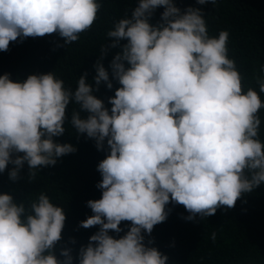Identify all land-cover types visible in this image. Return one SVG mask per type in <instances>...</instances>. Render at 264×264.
Segmentation results:
<instances>
[{
    "label": "clouds",
    "instance_id": "9594fccd",
    "mask_svg": "<svg viewBox=\"0 0 264 264\" xmlns=\"http://www.w3.org/2000/svg\"><path fill=\"white\" fill-rule=\"evenodd\" d=\"M102 7L101 0H0V52L18 38L51 34L73 44ZM158 7L162 22L153 25ZM106 37L114 40L112 48L127 41L110 64L120 85L110 110L93 94L102 82L113 88L102 64L105 45L94 81L85 73L74 90L55 72L22 82L0 76V173L12 164L9 178L16 181L27 163L34 178L36 170L75 153L71 143L54 138L65 135L69 104L78 105L88 115L81 118L74 108L72 129L95 140L98 150L105 141L108 148L97 168L102 198L88 201L93 215L80 224L99 231L80 248L79 264H168L167 255L145 244V235L167 219L169 203L183 205L188 220L207 218L264 184V78H257L259 92L245 91L229 56V32L210 36L202 10L182 12L174 0H139ZM65 220L64 208L43 191L20 203L0 194V264H73L70 250L61 252L63 260L54 254ZM122 222L131 226L114 238L109 233L119 234ZM210 238L214 242L216 233Z\"/></svg>",
    "mask_w": 264,
    "mask_h": 264
},
{
    "label": "trees",
    "instance_id": "16d2710c",
    "mask_svg": "<svg viewBox=\"0 0 264 264\" xmlns=\"http://www.w3.org/2000/svg\"><path fill=\"white\" fill-rule=\"evenodd\" d=\"M101 3L103 7L91 30L82 33L73 44L66 45L58 34L18 38L10 42L8 50L0 52V76L9 74L13 82H22L30 75L55 72L66 87L74 90L79 77L85 73L88 82L94 81V65L100 59L102 45H105L102 64L109 72L113 88L109 90L102 82L93 94L110 110L109 99L114 98L120 87L112 77L110 64L127 41L121 40L116 48H112L110 45L114 40L107 38L106 33L114 21L130 15L139 0H101ZM174 4L182 12L188 7L201 9L210 36L218 35L221 30L229 32V56L237 62L244 78V89L250 87L259 92L257 78H264V0H217L216 5H199L196 0H174ZM163 11V7H158L150 23L162 22ZM261 99L264 100V94ZM74 108L81 118L87 117L88 113L70 103L66 109L65 135L54 140L60 144L71 143L76 152L59 158L54 166L36 170L34 178L25 163L18 179L12 181L9 172L14 165L9 164L5 172L0 173V194H11L20 203L35 200L43 191L52 203L63 207L65 226L54 254L63 260L61 252L70 250L73 264H79L80 248L86 247L90 237L99 231V226L85 229L80 224L93 215L87 206L88 201L102 198V191L97 188L102 176L97 168L106 158L108 148L106 141L104 149L98 150L95 140L86 134L77 136L70 126ZM259 114L262 120L260 139L264 142V109ZM167 210V219L154 226L151 235H145V244L167 255L168 264H264V184L244 194L233 208H218L215 215L207 218L197 215L188 220L190 213L180 204L169 203ZM130 226L131 222H122L119 234H109L119 239ZM213 232L216 233L214 242L210 238ZM148 241L152 243L148 244Z\"/></svg>",
    "mask_w": 264,
    "mask_h": 264
}]
</instances>
